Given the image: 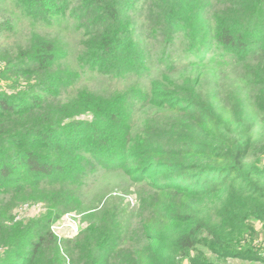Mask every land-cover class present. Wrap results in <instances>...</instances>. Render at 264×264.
Returning a JSON list of instances; mask_svg holds the SVG:
<instances>
[{
    "label": "trees",
    "instance_id": "1",
    "mask_svg": "<svg viewBox=\"0 0 264 264\" xmlns=\"http://www.w3.org/2000/svg\"><path fill=\"white\" fill-rule=\"evenodd\" d=\"M16 1L26 6L35 21L43 19L49 23L67 11L64 0ZM131 1L82 0L86 12L96 8V12L86 13L84 18L92 21V28L99 27L86 32V51L78 58L81 67L87 65L118 77L149 72L147 54L136 41L134 22L127 15ZM153 5L156 24L163 26L167 42L172 43L177 33L184 32L194 43L190 48L194 54L197 42L202 40L206 45L205 39L214 41L222 54H232L245 63L258 62L255 75L264 81V0H154ZM60 60L56 46L40 40L19 57L17 70L12 65L0 69V81L9 73L19 72L36 80L35 87L25 93L0 92V249L3 250L0 264H62L58 237L52 227L65 212L75 209L74 189L83 186L85 167L98 165L123 170L140 155L161 157L165 153L156 144L148 147L145 139L137 137L132 141V126L121 113L127 101H139L143 105L151 96L161 97L160 88L150 94L135 88L109 100L82 95L71 107L59 104L53 108L49 101L60 97L71 81L79 77L77 73L56 71L55 65ZM204 61L201 57L198 64ZM174 67L172 63L166 70ZM161 80L157 77L152 83ZM187 104L184 102L174 109L181 114L192 110L198 126L215 135L221 122L233 116L227 108L215 115L198 102ZM76 111L92 114L93 120L66 122ZM25 115L32 117L28 123L18 120ZM185 143L173 150L181 160L188 157L194 164L146 163L144 169L181 175L157 185L161 186V193L175 187H186V192L194 190L198 197L228 192L215 218L196 213L185 216L189 199L185 196L179 201L180 210L173 216L165 217L159 210L155 211L158 218L147 220L146 226L150 233L157 234V239L173 230L172 223H183L186 227L174 233L172 243L165 247L169 256H161L160 264H182L187 259L191 264H215L199 248L203 235L208 239V252L216 259L264 264L257 255L237 250V244L245 238L247 222L257 220L264 224V168L245 161L249 145L234 143L217 149L194 141ZM192 177L199 179L195 188L190 184ZM17 197V202L44 200L47 213L26 223L7 225L13 220L11 211ZM8 198H11L9 202ZM80 234L73 246L77 264H135L131 254L125 258L124 233L118 223L91 225ZM138 258L140 264H158L143 252L138 253Z\"/></svg>",
    "mask_w": 264,
    "mask_h": 264
},
{
    "label": "rangeland",
    "instance_id": "2",
    "mask_svg": "<svg viewBox=\"0 0 264 264\" xmlns=\"http://www.w3.org/2000/svg\"><path fill=\"white\" fill-rule=\"evenodd\" d=\"M64 2L67 3L65 15L55 17L49 23L43 19L33 20L26 6L16 0L0 2V69L4 70L12 65L17 70L19 57L37 41L44 40L54 44L60 54L61 60L55 65L56 71L79 75L71 81L69 88L63 90L60 97L51 98L50 107L54 108L59 104L71 107V104L78 103V97L82 95L92 96L96 100H109L135 88H141L147 94L160 88L158 90L162 92L161 97L151 96L143 105L139 101H127L125 111L123 109L121 113L132 126V141L137 137L145 139L148 147L156 144L165 153L161 157L140 155L129 161L123 170L98 165L85 167L83 186L74 189L77 195V202L73 204L75 209L65 212L52 227L56 236H60L57 243L62 264H77L73 246L82 231L91 225L106 226L113 222L118 223L124 233V248L127 250L125 258L131 254L133 262L140 264L138 253L143 252L149 255L150 260L160 264L161 256H169L165 247L172 243L174 233L186 227L183 223H172L173 230L164 238L157 239V234L150 233L146 226L147 220L158 218L155 211L159 210L165 217L173 216L180 210L179 201L185 196L189 198L185 216L196 213L202 217L215 218L228 191L198 197L194 190L186 192V187H175L161 193L162 185L181 175L157 173L152 168L144 169L146 163L183 162L182 164L192 165V159L184 157L181 160L173 148L194 141L217 149L234 143L247 144L250 151L245 161L249 165L264 168V81L255 75L259 63H245L238 61L232 54H222L216 42L209 39H205L206 45L202 40L197 42L193 54L190 48L194 43L184 32L177 33L175 40L169 43L163 34V26L156 24L154 0H133L127 15L134 22L136 41L147 54L149 72L118 77L92 70L87 65L81 67L78 58L86 51V32L99 27L97 25L92 28V21L84 17L86 13L96 12V8L87 9L86 12L82 0ZM201 57L206 61L199 65ZM172 63L175 65L174 69L167 71L166 66ZM162 74L166 76L161 78ZM157 77L162 79L161 82L152 83ZM35 84L34 77H29L25 72L9 73L6 79L0 81V92L25 93L32 86L35 87ZM184 102H188L187 106L198 102L215 115L222 108H227L233 116L230 120L221 122L219 133L215 135L198 126L192 117V110L182 114L175 111L174 107ZM252 111L254 115H251ZM71 116L66 122L93 120L90 113L76 111ZM31 118V115H25L18 120L28 123ZM190 182L195 188L199 179L192 177ZM6 200L9 202L11 198ZM16 200L18 197L15 198V206L11 211L13 220L7 222V225L26 223L47 213L48 205L44 200ZM58 225L61 226L60 230H57ZM207 240L203 235L199 248L215 264H262L261 261L216 259L207 250ZM237 247L241 253L257 255L264 261V224L257 220L247 222L245 238L239 241ZM2 251L0 249L1 254ZM182 264L191 263L187 259Z\"/></svg>",
    "mask_w": 264,
    "mask_h": 264
},
{
    "label": "built area",
    "instance_id": "3",
    "mask_svg": "<svg viewBox=\"0 0 264 264\" xmlns=\"http://www.w3.org/2000/svg\"><path fill=\"white\" fill-rule=\"evenodd\" d=\"M77 227V226H76ZM61 229V226H57V230H60ZM53 231H55V230H53ZM77 232L75 231V233L74 234H76ZM58 237H60V236H58Z\"/></svg>",
    "mask_w": 264,
    "mask_h": 264
}]
</instances>
